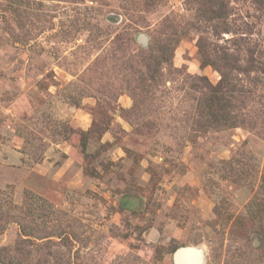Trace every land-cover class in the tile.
<instances>
[{"label":"rangeland","instance_id":"rangeland-1","mask_svg":"<svg viewBox=\"0 0 264 264\" xmlns=\"http://www.w3.org/2000/svg\"><path fill=\"white\" fill-rule=\"evenodd\" d=\"M0 264H264V0H0Z\"/></svg>","mask_w":264,"mask_h":264},{"label":"trees","instance_id":"trees-1","mask_svg":"<svg viewBox=\"0 0 264 264\" xmlns=\"http://www.w3.org/2000/svg\"><path fill=\"white\" fill-rule=\"evenodd\" d=\"M205 59H207L206 56H205ZM221 60H223V59H221ZM213 67H216V66L213 64ZM219 90L220 89L217 86H215L212 89V92H214V93H211V97H210V100L213 103L212 105H214V104L217 105V104H219L221 102V97H223V95H217ZM213 111H214V109L211 110V113H213Z\"/></svg>","mask_w":264,"mask_h":264},{"label":"water","instance_id":"water-1","mask_svg":"<svg viewBox=\"0 0 264 264\" xmlns=\"http://www.w3.org/2000/svg\"><path fill=\"white\" fill-rule=\"evenodd\" d=\"M138 39L140 40V42H143V37L140 36Z\"/></svg>","mask_w":264,"mask_h":264}]
</instances>
